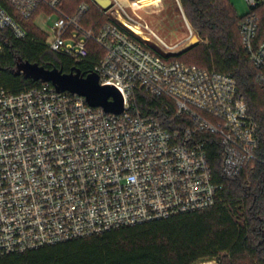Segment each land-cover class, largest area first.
Instances as JSON below:
<instances>
[{"label": "built area", "instance_id": "1", "mask_svg": "<svg viewBox=\"0 0 264 264\" xmlns=\"http://www.w3.org/2000/svg\"><path fill=\"white\" fill-rule=\"evenodd\" d=\"M8 1L24 19L43 4L53 9L39 14L53 20L47 43L76 64L88 58L90 40L103 47L93 72L101 85L117 88L124 110L93 107L51 82L20 93L0 89V257L212 207L222 186L213 178L205 133L221 136L228 177L264 163L259 126L236 77L172 60L183 47L168 45L135 7L92 0L111 20L95 34L81 23L88 2L68 14L63 0ZM245 1L241 42L264 90L256 10L264 0ZM6 29L26 36L0 2V30ZM141 91L173 100L172 119L143 115Z\"/></svg>", "mask_w": 264, "mask_h": 264}, {"label": "trees", "instance_id": "2", "mask_svg": "<svg viewBox=\"0 0 264 264\" xmlns=\"http://www.w3.org/2000/svg\"><path fill=\"white\" fill-rule=\"evenodd\" d=\"M178 1L199 41L173 53L171 59L236 77L239 96L258 123L262 139L258 155L264 160V90L242 46L240 24L244 16H239L231 0ZM0 2L26 32L25 38H18L12 29L0 30V89L20 93L38 84L25 74H17L20 63H37L67 73L75 69L88 76L105 56L103 47L90 40L88 58L76 64L53 51L47 43L48 34L36 24L42 11L52 13L53 9L43 4L31 18L24 19L8 0ZM84 2L90 9L81 23L97 34L111 20L92 0H63L61 7L73 14ZM256 10L261 15L263 37L264 4ZM137 105L143 115L161 120H171L176 110L173 100L151 97L143 91L137 93ZM181 119H175L173 127H180ZM203 139L214 181L222 186L212 207L2 256L0 264H199L210 260L264 264V163L228 177L221 136L205 133Z\"/></svg>", "mask_w": 264, "mask_h": 264}, {"label": "rangeland", "instance_id": "3", "mask_svg": "<svg viewBox=\"0 0 264 264\" xmlns=\"http://www.w3.org/2000/svg\"><path fill=\"white\" fill-rule=\"evenodd\" d=\"M120 2L126 6L129 12L132 11L129 2L139 4L136 11L168 45H179V47H183L185 44L187 47L192 45V37L197 34L192 29L178 0H129V2L120 0ZM231 2L239 16H244L250 11V6L245 0H231ZM52 21L45 15H40L36 19V24L48 34V38L51 34L50 25ZM210 261L213 264H218V260Z\"/></svg>", "mask_w": 264, "mask_h": 264}, {"label": "water", "instance_id": "4", "mask_svg": "<svg viewBox=\"0 0 264 264\" xmlns=\"http://www.w3.org/2000/svg\"><path fill=\"white\" fill-rule=\"evenodd\" d=\"M198 41L199 37L194 35L191 44ZM17 74H25L35 81L51 82L59 91L78 93L86 97L91 106L103 107L107 112L121 113L124 110V101L117 88L101 85L98 74L94 72L84 76L75 69L67 73L62 69H49L37 63L24 62L18 65Z\"/></svg>", "mask_w": 264, "mask_h": 264}, {"label": "bare ground", "instance_id": "5", "mask_svg": "<svg viewBox=\"0 0 264 264\" xmlns=\"http://www.w3.org/2000/svg\"><path fill=\"white\" fill-rule=\"evenodd\" d=\"M106 3V2H105ZM133 7H135V8H137L138 7V5L139 4H136V3H131V2H129ZM134 27V29L136 30V31H138V32H140L141 33V30L137 27V26H133ZM187 47V44H185V45H183V48L182 49H185ZM203 264H213V262L212 261H210V262H204Z\"/></svg>", "mask_w": 264, "mask_h": 264}, {"label": "crops", "instance_id": "6", "mask_svg": "<svg viewBox=\"0 0 264 264\" xmlns=\"http://www.w3.org/2000/svg\"><path fill=\"white\" fill-rule=\"evenodd\" d=\"M128 2H129V0H127ZM130 4V3H129ZM130 6H132L131 4H130Z\"/></svg>", "mask_w": 264, "mask_h": 264}]
</instances>
